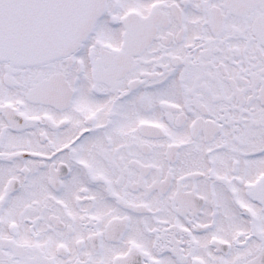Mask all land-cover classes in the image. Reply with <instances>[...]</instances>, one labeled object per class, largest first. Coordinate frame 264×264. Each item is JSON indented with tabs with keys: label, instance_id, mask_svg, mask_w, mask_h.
<instances>
[{
	"label": "snow or ice",
	"instance_id": "obj_1",
	"mask_svg": "<svg viewBox=\"0 0 264 264\" xmlns=\"http://www.w3.org/2000/svg\"><path fill=\"white\" fill-rule=\"evenodd\" d=\"M0 264H264V0H0Z\"/></svg>",
	"mask_w": 264,
	"mask_h": 264
}]
</instances>
